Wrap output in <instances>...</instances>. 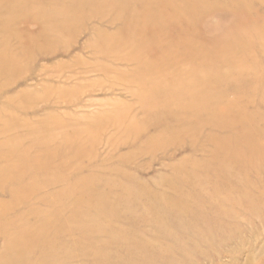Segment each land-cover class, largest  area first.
<instances>
[{
	"label": "rangeland",
	"instance_id": "374dc122",
	"mask_svg": "<svg viewBox=\"0 0 264 264\" xmlns=\"http://www.w3.org/2000/svg\"><path fill=\"white\" fill-rule=\"evenodd\" d=\"M235 10L264 0H0V264H264V23Z\"/></svg>",
	"mask_w": 264,
	"mask_h": 264
},
{
	"label": "bare ground",
	"instance_id": "6f19581e",
	"mask_svg": "<svg viewBox=\"0 0 264 264\" xmlns=\"http://www.w3.org/2000/svg\"><path fill=\"white\" fill-rule=\"evenodd\" d=\"M4 1H6V0H4ZM174 1V3L175 4H177V3H188V2H190V1H192V0H173ZM199 2H201L202 0H198ZM203 3V5H210L211 3L210 2H202ZM243 3H245V1L243 2ZM247 5H250V2H248V4ZM174 6V5H173ZM164 9V8H163ZM155 10H158V8H155ZM142 11V10H141ZM143 12V11H142ZM160 14L162 13V10H161V12H159ZM235 17H233V16H229V15H225V14H222V15H225L226 16V18H228V17H232V18H234L232 21L234 22V21H236V19H240V18H249L251 21H252V19H251V15H248V14H246V13H244V12H242V11H240V10H238L237 12H236V10H235V12H233L232 13ZM255 15H258V18H259V20H255L256 21V23L255 24H257L260 20H261V22L262 23H264V16L263 15H260V14H255ZM151 18H153V20H154V22L155 23H160V22H162L163 20L162 19H157L155 16H154V14L153 13H150V15H149ZM247 21V20H246ZM255 21H252V23H254ZM203 26L205 27V28H207V26H208V22L207 21H203ZM224 24V23H223ZM254 24V25H255ZM235 25V27H238L237 29H238V34L235 36H233L234 38L236 37L237 39H235L234 41H233V43L232 42H230L229 44H227L228 43V41H230V38L229 39H227L225 42V44L223 45L224 46V48L225 49H229V48H231V46H232V44H235L236 45V47H238V50H245V49H247L249 46H247V42H246V40H245V38L243 39V36H244V30L246 29V22H241V24L239 23V24H234ZM223 30V29H222ZM221 30V33H219V35H217L216 37H215V40L216 41H219V40H224V39H226L228 36H229V32H225V31H227V30H223L222 31ZM259 31V34H261V30H258ZM258 31L256 32V34L255 35H252V39H254V38H257L258 37ZM224 32V33H223ZM231 33V32H230ZM219 36V37H218ZM240 36V37H239ZM263 36V35H262ZM233 47V46H232ZM225 51V50H224ZM224 53L225 52H223V49H221L220 51H218V54H220V55H224ZM248 135H251V134H249L248 133ZM252 149V148H251ZM250 149V150H251ZM262 151L264 152V147L262 148ZM215 187H216V189L215 190H219V189H221L220 187H221V185L220 184H218L217 183V185H214ZM247 197V196H246ZM244 198V197H243ZM245 200H246V204H242L241 203V201H240V199L239 200H236V199H233L232 201L233 202H235L234 204L235 205H237L238 207H240V209L243 211V213L245 212L246 214H250V215H248L247 217H249V216H251V214H257V212H259V210L260 209H262V206H260L259 204H255L256 203V201H254L253 199H251V198H249V197H247V199L246 198H244ZM207 207H208V209H211V210H209V211H212V209H213V206L210 204L209 206L207 205ZM244 213V214H245ZM260 213V212H259ZM214 214H216V212H214ZM182 216H186L187 218H188V216H187V214H185V212H183V214H181ZM173 216H174V214H172V216H171V218H173ZM177 217V216H176ZM175 217V218H176ZM181 218V217H180ZM174 219V218H173ZM203 222H208L209 220H208V214H207V212L203 215V220H202ZM175 222H176V227L177 228H179V229H184V230H186V231H188V229H187V227L185 226V222H184V220L182 219H179V217H177V219L175 220ZM231 229L232 227H229V225H224L222 222H221V225H220V229H219V231L220 232H225L227 229ZM231 233H233V235L235 234V233H237V231H231ZM179 245H181V244H179Z\"/></svg>",
	"mask_w": 264,
	"mask_h": 264
}]
</instances>
